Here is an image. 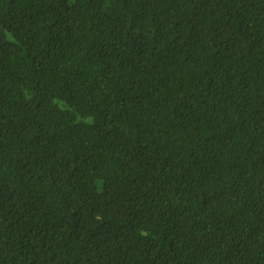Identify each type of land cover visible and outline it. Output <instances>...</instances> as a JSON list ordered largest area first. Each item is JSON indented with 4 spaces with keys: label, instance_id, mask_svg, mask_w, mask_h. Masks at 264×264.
I'll use <instances>...</instances> for the list:
<instances>
[{
    "label": "trees",
    "instance_id": "16d2710c",
    "mask_svg": "<svg viewBox=\"0 0 264 264\" xmlns=\"http://www.w3.org/2000/svg\"><path fill=\"white\" fill-rule=\"evenodd\" d=\"M0 264H264V0H0Z\"/></svg>",
    "mask_w": 264,
    "mask_h": 264
}]
</instances>
